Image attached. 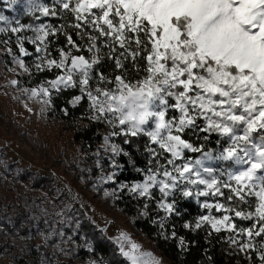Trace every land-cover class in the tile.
Listing matches in <instances>:
<instances>
[{"label":"snow or ice","instance_id":"obj_1","mask_svg":"<svg viewBox=\"0 0 264 264\" xmlns=\"http://www.w3.org/2000/svg\"><path fill=\"white\" fill-rule=\"evenodd\" d=\"M55 3L73 13L77 21L94 26L99 36L111 38L112 43L124 50L115 57L117 68L124 67L121 57L135 61L141 52L147 53L143 57L147 66L146 75L136 83L117 75L114 89L97 88L94 94L88 86L94 66L100 63L99 57L89 61L83 55L71 56L65 75L51 81L53 88L76 86L73 76L78 74L81 92L100 117L111 114L113 120L126 126V133L147 135L152 143L171 154L173 159L169 164L182 158L185 150L203 151L182 138L186 129L196 128L198 118L206 122L202 131L218 133L227 140V146L217 155L204 152L201 159L176 166L178 177L165 171L163 175L170 182L157 180V174L153 173L130 191L147 196L158 185L167 196L180 179L187 185L204 186L196 191L197 197L223 196L221 188L230 190L229 201L235 197L250 203L246 198L255 197L254 212L235 211V216L244 220L255 217L252 227L240 229L248 237L247 243L240 244L241 251L254 248L253 237L264 239V0H55ZM35 12L57 15L54 8L40 0H28L26 13ZM3 20L5 17L0 16V21ZM73 26L81 27L80 23ZM20 28L13 27L11 31L18 32ZM49 30L55 34L51 25H41L36 29V39L43 43ZM67 39L73 47H78L70 35ZM89 39L95 41L98 37L89 36ZM133 43L135 49L127 47ZM94 49L100 52L95 43L88 51ZM20 51L28 54L22 45ZM114 52L115 48H110V58ZM60 55L59 62L48 60L47 64L65 68L70 53L61 50ZM20 63L23 67V61ZM99 81L111 83L103 74L99 75ZM41 91L49 95L47 88ZM33 95H38L35 89ZM169 97L174 98V104H169ZM80 99L75 98L76 102ZM169 108L178 109L180 116L167 118ZM213 160L230 161L233 167L217 175L216 169L206 166L207 161ZM225 175L227 180H221L220 176ZM183 195L192 196L193 191L185 187ZM203 206L229 210L220 203ZM160 207L168 213L175 210L172 203H161ZM202 223L210 224L216 232L222 228L236 229L227 215L222 219L203 216L196 227ZM118 242L129 264H161L153 253L142 251L126 234L122 233ZM232 243L237 241L233 239ZM260 249L264 261V242L260 243Z\"/></svg>","mask_w":264,"mask_h":264},{"label":"trees","instance_id":"obj_2","mask_svg":"<svg viewBox=\"0 0 264 264\" xmlns=\"http://www.w3.org/2000/svg\"><path fill=\"white\" fill-rule=\"evenodd\" d=\"M45 3L50 9L54 8L57 15H49L42 20L38 15L21 13L20 22L26 32L20 33L19 39L14 38L12 42L8 41V35L0 36V47L4 52L5 59L11 62L13 58L20 57L29 68V72L24 76V80L29 86H37L63 75L61 68L38 66L35 58L42 50L45 51L48 60L57 62L61 59V50L70 53L71 56L83 55L89 61L94 56L99 57L100 63L94 66L93 78L89 82L88 90L90 91L97 88L113 89L116 86L115 76L117 75L123 76L132 83H136L146 75L144 69L147 62L143 57L147 53L141 52L135 61L131 57L127 59L121 57L124 67L117 68L115 57L124 51L118 44L112 43L109 37L99 36V32L95 30L94 26L85 21H77L73 13L62 9L53 0H45ZM4 5L3 0H0V11L4 10ZM76 23H80L81 27H74L73 25ZM40 24L51 25L56 30L55 34L49 30V35L43 43L36 39V29ZM69 35L78 47L69 44L67 39ZM89 36H95L98 39L93 41L89 39ZM93 43L100 49V52H96L95 49L92 52L88 51ZM21 45L27 51V55L21 53ZM127 47L135 49L136 45L133 43ZM37 48L40 51H37ZM110 48H115L111 58L108 55ZM100 74L106 76L111 83L99 81ZM78 96L81 97V101L74 106L71 105L72 100ZM86 97L77 84L72 88L58 90L49 98L51 110L58 113L60 117L83 121L82 124L76 126L72 141L79 151L86 155L85 157L87 154L91 156L100 145L105 132L108 131L104 122L87 119L89 106ZM201 122V119L196 121L197 126L194 130L186 129L182 138L191 142L195 147L202 148V152H215L216 149L222 147V137L215 132L202 131L204 126ZM205 136L208 137L207 140L204 139ZM115 141L121 152L112 162L118 170L113 182L109 185L115 189L112 198L113 207L131 219L135 231L147 239L163 258L171 264L264 263L261 260L262 250L259 242L261 237L256 238L257 242L254 248L241 251V243H232L233 239L239 240L234 238L233 232L227 230L216 232L207 223H202L201 227L197 228V222L208 214V210L200 204L196 197H185L181 193L170 195L168 202L173 204L175 210L168 213L160 207L162 196L156 191L147 196H140L138 193L129 192L126 186L118 189L120 185L141 182L147 171L161 167L167 160L154 150L155 147L144 134L116 135ZM202 152H194V154ZM90 170L93 179L101 174L94 167H91ZM30 175L31 173L27 170H17L15 173L20 181L29 183L32 180V183L29 184L30 189L35 191H40L41 188L50 190L49 181L43 176L35 175L26 181ZM12 183L6 182L4 177H0V252L7 250L18 253L19 263L17 264H46L48 262L45 259H48L49 250L44 244L40 243L36 246L34 242L38 231H41L38 220L41 219L42 222L43 214H41V218L32 215L28 205L31 198L24 200V196L28 195V190L10 187ZM32 204L36 205L35 202ZM251 205L254 208L255 201ZM237 210L245 213L253 212L241 208H237ZM64 213L66 214L62 218L56 217V229L53 232L56 242L67 241L68 262L50 261L48 264H129L114 243L102 234L95 224L84 217L78 205L73 203L71 209H65ZM46 215L49 218H54L50 212H47ZM235 221L239 223L240 229L250 228L255 223L253 220L239 218H235ZM50 225L52 224L50 223Z\"/></svg>","mask_w":264,"mask_h":264},{"label":"rangeland","instance_id":"obj_3","mask_svg":"<svg viewBox=\"0 0 264 264\" xmlns=\"http://www.w3.org/2000/svg\"><path fill=\"white\" fill-rule=\"evenodd\" d=\"M53 1L55 2V0ZM3 2L5 4L4 10L0 11V16H4L5 20L0 21V28L4 29V31H0V36L6 34L9 36L8 41L12 42L14 38L19 39L20 33L23 34L26 32L24 27L20 28L22 24L19 16L21 13L26 14L28 0H16V3H12V0H3ZM40 2L46 4L45 0H40ZM32 15H38L42 20L46 18V16H43L40 12H35ZM17 21H19V23H17ZM41 25L46 26L45 24H40L37 26V29ZM13 27L20 28V31L12 32L11 29ZM37 35L38 33L36 32V36ZM5 58L4 52L0 47V177H4L6 182H13L10 187H17V189L20 190L27 189L28 195L24 196V200L26 201V199L31 198L30 203H28L31 209L30 212L34 216H40V218L41 214H43L42 222L40 221L41 219L38 220V226H41V231H38L34 242L36 246L40 243L44 244L49 250L50 254L45 261L48 263L50 261L68 262L66 253L68 250V243L67 241L63 243L61 241L56 242L53 230L56 229V217L62 218L64 214H66L64 210L71 209V205L74 203L82 210L84 217L95 224V226L101 230L102 234L114 243L120 253L121 250L118 238L123 233L126 234L131 242L140 245L142 251H150L153 253V255L161 261V264H171L162 257L147 239L143 238L135 231L132 227L131 219L126 217L117 208L113 207L112 204L115 189L109 187V185L113 182L114 176L118 171L112 162L117 154L121 152L119 146L116 144L115 136L130 134L125 132L126 126L120 125L118 120H113L111 114L100 117L99 113L90 106L91 101L86 97L89 106V116L87 119L104 122L108 131L105 132L100 145L91 156L87 154V157H85L86 155L80 152L79 148L72 141L76 126L82 124L83 121H75L60 117L58 113L51 110L49 103V98L58 90L68 89L74 86L64 87L60 85L59 88H53L51 81L56 80L54 79L31 87L27 84V81L24 80V76L29 72V68L24 61L20 57H17L13 58L11 62H8ZM35 59L38 66H49L44 50L40 51L38 57ZM21 61H23V67L21 66ZM70 62L71 55L66 63V67L61 68L63 71L62 76L65 75L66 68L70 66ZM73 79L77 81L79 85L78 74H74ZM13 81H15V83H13ZM42 88H47L49 90V95L45 96L41 91ZM34 89L38 95H33ZM92 92L95 94L96 89ZM168 100L169 104L175 103L172 97H169ZM80 101L81 99L79 102ZM79 102L73 99L71 105L74 106ZM179 116L180 112L178 109L169 108L167 118H178ZM198 119L202 120L201 124L205 127L206 122L204 119ZM110 120L112 121L111 123L109 122ZM151 144L155 147L154 150L167 160L166 163L153 171H147L141 182L132 183L130 185H120L118 189H122L126 186L127 190L132 192L130 191L132 186L144 183L146 177L153 173L157 174V180L168 181V178L163 175L165 171H169L173 176L178 177V173L174 170L176 166H182L184 163L201 159L204 153L194 154L192 151L185 150L182 158L175 159L172 164H169L168 161L173 159L171 154L160 149L157 144L152 142ZM221 144V148L216 149L215 152L209 153L217 155L221 152L223 148L227 146L226 138L222 137ZM114 148L115 151L113 150ZM206 166L216 169L217 175H219L220 171L233 167L230 161L216 160L207 161ZM91 167L101 172V174L94 177V179L91 176ZM17 170H27V172L31 173L26 181L35 175L43 176L49 181L50 190L41 188L40 191H35L30 189L31 187L29 184L32 183V180L29 181V183L20 181V178L18 179L15 176ZM109 177H111V179H109ZM220 179L227 180V177L226 175L220 176ZM185 187L193 191L192 196L196 197L202 206L205 203L210 205L220 203L225 206V209H229L225 211L217 210L215 207L207 208L208 214L205 216H212L216 219H222L225 215L229 216L231 218V223L236 225V229L234 231H229L227 228H222L221 230L233 232L232 235H234V238L239 239L237 244L248 242V237L240 232L239 223L235 221V218L241 219L235 216V211H237V208H241L254 212L255 206L252 208L251 204L255 201L256 205L257 201L255 197L246 198L250 203L240 202L235 197L233 200L229 201L227 199V196L230 194L228 188H221V191L224 193L223 196L209 195L206 197H197L195 195L196 191L203 189L204 186L187 185L186 182L180 179H178L177 187L172 189L167 196L160 191L158 185L150 189V194L156 191L162 196L161 203H169L168 197L174 193L183 194ZM132 193L139 194V192ZM38 199H40V201H38ZM33 202H35L36 205L32 204ZM47 212H50L54 218H49L46 215ZM252 220L255 222V217H253ZM50 223L52 225H50ZM210 227L212 228L211 225ZM256 238L257 237L252 238V243L254 245L257 242ZM259 242H264V239L261 238ZM127 247L128 245L125 243V248ZM18 255V253L12 251H1L0 264H17L19 263Z\"/></svg>","mask_w":264,"mask_h":264}]
</instances>
